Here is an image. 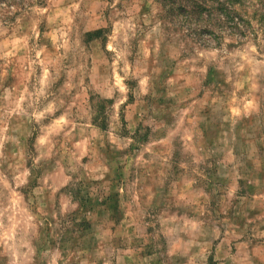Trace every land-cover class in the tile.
Segmentation results:
<instances>
[{
  "label": "clouds",
  "instance_id": "clouds-1",
  "mask_svg": "<svg viewBox=\"0 0 264 264\" xmlns=\"http://www.w3.org/2000/svg\"><path fill=\"white\" fill-rule=\"evenodd\" d=\"M0 264H264V0H0Z\"/></svg>",
  "mask_w": 264,
  "mask_h": 264
}]
</instances>
